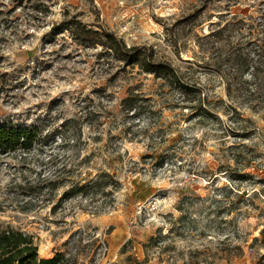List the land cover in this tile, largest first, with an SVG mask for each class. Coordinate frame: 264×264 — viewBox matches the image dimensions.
<instances>
[{
    "label": "rangeland",
    "instance_id": "rangeland-1",
    "mask_svg": "<svg viewBox=\"0 0 264 264\" xmlns=\"http://www.w3.org/2000/svg\"><path fill=\"white\" fill-rule=\"evenodd\" d=\"M0 123L39 129L0 154V231L39 257L264 264V0H0Z\"/></svg>",
    "mask_w": 264,
    "mask_h": 264
},
{
    "label": "trees",
    "instance_id": "trees-1",
    "mask_svg": "<svg viewBox=\"0 0 264 264\" xmlns=\"http://www.w3.org/2000/svg\"><path fill=\"white\" fill-rule=\"evenodd\" d=\"M63 26H65L66 29L72 28V30L77 31L75 34H77L80 42H88L92 38V33L97 34L96 31L88 28L78 20L63 23L62 27ZM104 36L109 42L108 47L114 52L119 53V58L133 65L140 63V65L149 72H156L157 74L168 77L170 80H176L178 78L176 73L173 69H170L169 66L152 63H149V66L144 65L140 59L142 53H129L127 47H120L121 41H118L112 34L106 33ZM241 57L242 54L238 53L235 59ZM242 61L246 62L245 64L252 69L254 74L259 72V67L254 59L251 60L249 57H245ZM181 88L186 92L191 90L184 84ZM227 89L229 92L231 91L230 86L227 87ZM251 90L256 92L255 89ZM38 132L39 129L36 126L30 127L13 123H0V154L31 150L34 143L38 140ZM84 188V186L79 187L72 195L83 192L85 190ZM0 264H70V261L66 258L64 252H56L49 258L39 257L38 248L34 242L33 235L19 229L5 228L0 231Z\"/></svg>",
    "mask_w": 264,
    "mask_h": 264
},
{
    "label": "built area",
    "instance_id": "built-area-1",
    "mask_svg": "<svg viewBox=\"0 0 264 264\" xmlns=\"http://www.w3.org/2000/svg\"><path fill=\"white\" fill-rule=\"evenodd\" d=\"M143 208H144V203L139 202V203H138V209H140V211H142ZM152 208H153V209L156 208L154 203L152 204Z\"/></svg>",
    "mask_w": 264,
    "mask_h": 264
}]
</instances>
